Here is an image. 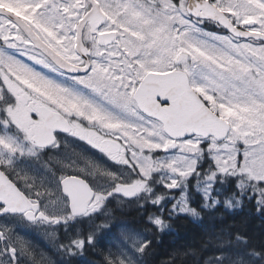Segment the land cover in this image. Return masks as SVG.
<instances>
[{
    "label": "snow or ice",
    "instance_id": "6c2138e0",
    "mask_svg": "<svg viewBox=\"0 0 264 264\" xmlns=\"http://www.w3.org/2000/svg\"><path fill=\"white\" fill-rule=\"evenodd\" d=\"M205 20L227 34L205 32L198 26ZM0 113V124L22 134H0V214L67 224L97 212L114 193H151L157 172L168 173L160 179L167 189L179 187L205 152L215 163L207 180L238 177L237 187H250L264 207V0H0ZM56 130L127 165L135 177L84 159L83 166L64 164L69 171L50 190L17 171L15 158L58 147ZM170 149L178 154L153 156ZM97 174L112 187L94 190L85 177ZM178 203L179 212L190 211L183 198ZM149 219L162 230L160 216ZM47 235L55 241V233ZM93 241L94 234L77 235L59 247L82 254ZM0 243V264H17L18 255L41 264L11 229L0 228ZM102 255L105 264H126Z\"/></svg>",
    "mask_w": 264,
    "mask_h": 264
},
{
    "label": "rangeland",
    "instance_id": "374dc122",
    "mask_svg": "<svg viewBox=\"0 0 264 264\" xmlns=\"http://www.w3.org/2000/svg\"><path fill=\"white\" fill-rule=\"evenodd\" d=\"M205 32H214L217 34H227L222 28H218L216 25L211 24L209 21H204L198 25ZM9 54H17L15 50L8 49ZM18 58H20L18 56ZM25 62L32 64L33 62L28 61L26 58ZM38 71L43 72L46 76L66 85H71L72 82L67 79L66 76L60 75L59 73H53L48 69H44L42 66L33 65ZM127 119H132L131 117H126ZM5 127V126H4ZM0 134L21 136L14 132H9L7 130L0 131ZM64 141L61 145L58 146L57 151L54 152L52 156L56 163L62 171L68 172L69 170L64 168V164H70L76 162L77 164L83 166L84 159L91 160L94 164L99 165L101 168L111 171L120 178H126L128 176L135 177L136 173L132 171L127 165H123L124 168H119L121 164L112 163L108 157L95 149L91 145L87 144L85 141L80 140L75 136H66L63 138ZM178 153L175 149H170L167 152H155L153 153L154 157H159L161 159H169L176 156ZM207 155L209 158L207 162L204 161V157ZM21 160L20 168L17 171L26 173L29 176L34 177L39 183L43 185L44 188L55 190L58 187V177L59 169L58 167H53L47 163H44L41 159H32V157H27ZM19 158V157H17ZM83 158V159H82ZM199 167H203L198 169ZM215 169V163L211 157L205 152L198 160L196 173L194 176H189L183 181L179 187L173 189H166L165 193L157 192L152 188V193H150L151 200L155 199L156 196H162L163 199L159 204H154L157 207V212H152L151 216H160L164 221L162 229L168 227V224L164 220V213L168 214H188L193 218H198V208L199 205L202 208L208 209L213 208L215 205L222 203V200L228 201V204L232 208L238 207L241 205V199L234 196H226L224 194L226 187L229 186V178H234L235 184L233 191H238L240 194H246L252 196L254 194L253 190L250 187H245L244 189H239L237 187L238 177H223L218 175L214 181H209L206 179V176L209 174L210 170ZM155 174V173H154ZM153 174V175H154ZM167 172H157L158 180L160 181L161 177H166ZM91 180L93 186L97 190H107L112 187L113 181L107 177L100 174H97L94 177H87ZM163 184V183H162ZM164 185V184H163ZM210 185V187H209ZM143 193V192H142ZM142 193L138 194L135 197H124L122 194L114 193L112 196L108 197L104 205L97 211L92 213V215L87 217V229L89 234H94V241L97 244V235H101V239H105L106 247H104L105 254H113L120 256L126 261V264H145L144 263V252H139V246L148 241V237L145 231H140L137 228L131 226L125 222H117L115 224V229L111 231L108 228L111 227V222L119 219L118 213L126 211L131 205L132 202H139L141 200ZM207 196V198H206ZM183 198L187 202V205L190 209L188 212H179V203L178 201ZM66 199V198H65ZM112 200V201H111ZM111 201L110 203H108ZM45 202V201H44ZM197 203V204H194ZM153 204V203H152ZM176 205V209H173V205ZM55 207H62L61 204H57ZM194 210V212L192 211ZM67 211V209H65ZM98 215V216H97ZM149 215V216H150ZM148 216V218H149ZM7 217L3 219L1 227H7L11 229L14 234L19 235L24 240H26L32 248L35 250L36 259L41 261V264H47V259L50 258L53 264H66V257L63 252V249L59 247L60 240H52L50 233H58L56 225H49L47 223H29L23 217ZM150 220V219H149ZM151 221V220H150ZM64 223L58 224V227ZM77 224V223H73ZM107 224V227H99L100 225ZM81 225L77 224V227ZM85 229L76 228V236L85 238ZM73 235L72 237H76ZM87 242L85 243V245ZM5 246L3 243H0V247ZM148 247V246H147ZM85 248V247H84ZM84 250V249H83ZM41 253L44 256H41ZM17 264H32V262L23 256L17 257ZM79 264H104L101 260L89 259L87 257L82 259V262Z\"/></svg>",
    "mask_w": 264,
    "mask_h": 264
},
{
    "label": "trees",
    "instance_id": "16d2710c",
    "mask_svg": "<svg viewBox=\"0 0 264 264\" xmlns=\"http://www.w3.org/2000/svg\"><path fill=\"white\" fill-rule=\"evenodd\" d=\"M208 159L205 155L204 161L207 162ZM201 168L203 167L198 169ZM228 183L224 194L241 199L238 207L227 206L224 200L208 209L197 205L199 217L196 219L188 214L165 212L163 217L168 227L161 230L148 218L153 211L158 213L159 210L151 203L150 193H142L141 200H137L139 202H132L126 211L118 213L119 219L111 222L108 232L109 229H115L113 223L118 221L145 231L150 241L144 254L145 264H264V207L257 204L255 193L249 196L233 191L234 178H229ZM149 184L157 192H166L157 173ZM87 219L75 218L60 225L56 239L67 244L74 238L72 231L76 236V228L85 229L86 239L89 230ZM73 223L81 226L77 227ZM101 235L96 237L97 244L87 243L82 254L68 255L63 250L66 264H79L85 257L101 260L105 264L102 253L105 254L103 248L107 243L105 239H101Z\"/></svg>",
    "mask_w": 264,
    "mask_h": 264
},
{
    "label": "flooded vegetation",
    "instance_id": "af4514ba",
    "mask_svg": "<svg viewBox=\"0 0 264 264\" xmlns=\"http://www.w3.org/2000/svg\"><path fill=\"white\" fill-rule=\"evenodd\" d=\"M16 55L19 56L18 53H17ZM2 115H3V114L0 113V116H2ZM3 130H7V131H9V132L11 131V132H14V133L19 134V135L22 136V134H20V133L17 132V130L15 129L14 126H12V127H4L3 124H0V131H3ZM70 135H71V134H67V133H63V132H56V142H57V144L60 145V143L63 142V138L66 137V136H70ZM80 140H81V139H80ZM53 151H54L53 148H51V147H45V149H43V150L40 152V153L42 154L41 156L32 157V159H41L44 163H47V164H49V165H51V166H53V167H58V169H59V174H61V168L59 167V165L56 166V165L54 164V163H56V162H55V161L53 160V158H52V156L54 155V152H53ZM40 153H39V154H40ZM39 154H38V155H39ZM23 158H24V157L15 158V164H14V166H15L16 169H18V168L21 167L20 164H21V160H22ZM108 159H109V158H108ZM109 160H110V159H109ZM18 186H20V187L23 188V185L20 184L19 182H18ZM96 190H97V189H96ZM41 204H42V206L44 205V204H43V201H41ZM10 216L14 217L12 214H7V215H4V216L0 217V225H1L2 221H3V219H5V218H7V217L11 218Z\"/></svg>",
    "mask_w": 264,
    "mask_h": 264
}]
</instances>
